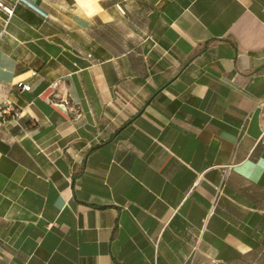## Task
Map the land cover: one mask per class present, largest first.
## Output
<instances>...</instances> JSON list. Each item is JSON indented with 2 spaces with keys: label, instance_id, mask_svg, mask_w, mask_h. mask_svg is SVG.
I'll return each instance as SVG.
<instances>
[{
  "label": "crops",
  "instance_id": "1",
  "mask_svg": "<svg viewBox=\"0 0 264 264\" xmlns=\"http://www.w3.org/2000/svg\"><path fill=\"white\" fill-rule=\"evenodd\" d=\"M5 101L0 264H264V0H0Z\"/></svg>",
  "mask_w": 264,
  "mask_h": 264
},
{
  "label": "built area",
  "instance_id": "2",
  "mask_svg": "<svg viewBox=\"0 0 264 264\" xmlns=\"http://www.w3.org/2000/svg\"><path fill=\"white\" fill-rule=\"evenodd\" d=\"M5 9L7 10V8ZM32 74H36V71H32ZM16 84L21 89H24V90L30 89V85L23 83V81H18ZM75 112H76V115H79L78 111H75ZM3 113L16 117L20 114V111H18V109L13 105V103L5 101L0 104V114H3Z\"/></svg>",
  "mask_w": 264,
  "mask_h": 264
}]
</instances>
